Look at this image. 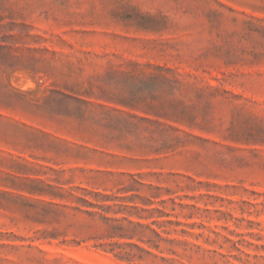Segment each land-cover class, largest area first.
Returning a JSON list of instances; mask_svg holds the SVG:
<instances>
[{
	"label": "rangeland",
	"instance_id": "374dc122",
	"mask_svg": "<svg viewBox=\"0 0 264 264\" xmlns=\"http://www.w3.org/2000/svg\"><path fill=\"white\" fill-rule=\"evenodd\" d=\"M0 45V177L68 196L12 191L0 264H264V0H0Z\"/></svg>",
	"mask_w": 264,
	"mask_h": 264
},
{
	"label": "trees",
	"instance_id": "16d2710c",
	"mask_svg": "<svg viewBox=\"0 0 264 264\" xmlns=\"http://www.w3.org/2000/svg\"><path fill=\"white\" fill-rule=\"evenodd\" d=\"M0 49H4V46L0 45ZM25 166L13 161V165L9 167L11 170H25ZM17 173V172H14ZM5 177H0V205L3 201H10V200H23L26 199L25 196L22 195H15L12 193V191H17L21 193H27L30 195H45L46 193H50L52 197L66 199L68 196H64L63 193H56L52 194L51 192L46 191H52L53 189L50 186H40L41 182L38 181V183L29 185L26 188H22L21 185L17 184V182L20 180L18 176L15 174H6ZM32 183H34V180H31ZM139 183V182H138ZM49 195V194H48ZM71 197L76 198L78 201H80L82 204L90 206V207H96L95 204L89 202L84 197H76L73 194H70ZM95 196H98L95 194ZM102 201H108V196H103ZM99 209H101L104 213H107L111 206H98ZM181 208L185 207L180 205ZM120 209H125L122 206H119ZM152 210V209H151ZM144 212H149L148 210H142ZM157 213H159V217L162 216H168L167 214H164L162 211L156 209ZM90 216L94 217L98 215V212H92V211H85ZM152 216L150 214L148 216H144L143 219H150ZM102 220H104L106 227V231L108 234V237H116L120 239H126V240H133L137 239L138 241L146 244L151 249L159 250L161 248L162 243H168L169 245H178L179 243L177 239H168L166 237L162 236V233L169 234L170 232L162 231L159 232L156 228H153L152 225H156L158 229H161L162 227H165V224L169 225H175L178 226L179 222H173L171 220L163 221L159 223L156 220H152L149 224L148 223H140V222H133L125 217L120 219H112L108 218L106 216H101ZM142 219V217H140ZM126 222V225L124 224ZM173 233H178L175 229L171 230ZM180 233L182 235H189L193 236L192 234L186 232L185 230H181ZM201 235H197L199 237ZM183 245L187 248L189 245L187 243H183ZM101 246V245H98ZM124 246H127L130 249L129 252H124L123 254L115 253L114 250H109L110 252L114 253L115 257H117L120 260H126L127 262L133 261V259L136 257V253L133 252L132 248H135L138 252L142 254H147L150 256H154L148 249H144L140 246H138L135 243L128 242ZM193 247V246H192ZM191 249V248H190ZM168 252H170L173 255L179 256L177 252L173 249H168ZM184 251H187L185 248ZM162 252V251H160ZM139 259H141V256H137Z\"/></svg>",
	"mask_w": 264,
	"mask_h": 264
}]
</instances>
